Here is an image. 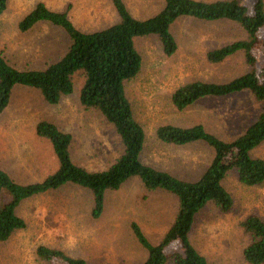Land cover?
I'll return each instance as SVG.
<instances>
[{
    "label": "rangeland",
    "instance_id": "374dc122",
    "mask_svg": "<svg viewBox=\"0 0 264 264\" xmlns=\"http://www.w3.org/2000/svg\"><path fill=\"white\" fill-rule=\"evenodd\" d=\"M37 0H6L0 13V50L16 68H41L64 50L66 33L49 22L38 21L27 30H19L17 21ZM54 10L69 4L68 16L81 30L97 29L116 20L111 0H41ZM135 17L153 14L161 0H123ZM251 11L253 0H242ZM176 40L173 53L164 54L154 35L136 37L134 44L141 56L136 75L125 82V92L136 119L145 130L141 160L184 178H196L211 157L202 142L171 145L155 139L154 127L161 123L188 125L200 122L206 130L229 139L240 133L260 110L247 92L224 97H205L175 109L170 92L179 84L193 79L222 81L242 72L245 66L240 53L218 63L204 57L206 49L242 36L241 29L225 20L202 21L179 17L170 26ZM257 60L264 62L261 47L255 48ZM80 77H75L72 92L58 102L43 101L35 88L14 85L9 100L0 112V168L18 183L41 180L57 167L48 139L34 132L38 120L55 123L71 136L69 147L74 162L88 168L105 167L121 150L112 125L92 108H84L77 98ZM252 156L264 158V139L251 150ZM222 185L232 197L227 211L212 203L196 212L189 238L209 264H248L241 256L247 242L239 220L254 212L264 219V181L244 185L229 170ZM10 193L0 190V204ZM92 205L88 190L65 184L60 188L22 199L15 211L25 220L4 241H0V264L50 263L35 254L37 245L58 248L72 256L83 257L89 264H140L145 249L129 227L134 220L150 242H157L171 221L176 199L162 189L145 190L136 176L114 190H106L103 210L90 215ZM178 248L175 243L165 249ZM167 264H169L167 262ZM264 264V263H262Z\"/></svg>",
    "mask_w": 264,
    "mask_h": 264
},
{
    "label": "trees",
    "instance_id": "16d2710c",
    "mask_svg": "<svg viewBox=\"0 0 264 264\" xmlns=\"http://www.w3.org/2000/svg\"><path fill=\"white\" fill-rule=\"evenodd\" d=\"M161 1L153 14L139 18L129 12L123 0H111L116 20L90 31L81 30L72 23L68 16L69 4L54 10L37 0L19 18V30L46 21L61 28L68 42L57 58L41 68H16L0 50V112L7 105L14 85L35 88L44 102L54 104L72 92L75 77L79 76L78 102L84 108L97 110L112 125L121 150L105 167L88 169L72 160L69 151L72 136L68 131L58 128L52 121L38 120L34 132L48 139L57 167L41 180L27 183L14 181L0 168V190L11 195L0 204V241L25 226V220L15 211L24 198L65 184L74 185L89 191L90 215L98 217L103 210L105 191L117 189L136 176L145 190L159 188L172 193L176 199L174 215L157 242H150L136 221L129 222L133 236L145 249L140 264H209L189 238L196 212L208 203L222 211L231 208L232 197L222 185L229 170H234L237 180L244 185L264 181V158L251 155V150L264 139V62L260 63L255 54L259 45L264 55V0H253L251 11H247L242 0ZM5 6L6 0H0V13ZM183 16L235 23L242 36L206 49L204 57L210 63H218L240 53L245 69L227 80L193 79L179 84L169 95L172 106L181 110L201 98L240 92H247L253 101L261 104L244 129L229 139L206 130L200 122L161 123L154 127L153 134L159 142L171 145L202 142L210 148L208 163L194 179L178 177L141 160L145 130L136 119L125 92V82L136 75L142 63L134 39L154 35L162 52L169 55L177 46L170 26ZM239 226L248 237L241 249L243 260L248 264L264 263V219L254 212L247 213L239 220ZM172 243L178 248L166 250ZM35 254L48 263L57 259L64 264H89L83 257L45 245H37Z\"/></svg>",
    "mask_w": 264,
    "mask_h": 264
},
{
    "label": "crops",
    "instance_id": "0c3cea01",
    "mask_svg": "<svg viewBox=\"0 0 264 264\" xmlns=\"http://www.w3.org/2000/svg\"><path fill=\"white\" fill-rule=\"evenodd\" d=\"M168 225V224H167ZM166 229V228H165ZM163 232H164V230H163ZM163 232H161V233H163Z\"/></svg>",
    "mask_w": 264,
    "mask_h": 264
}]
</instances>
